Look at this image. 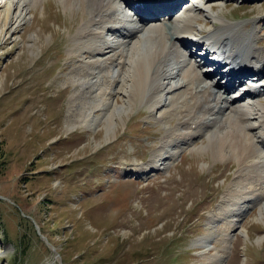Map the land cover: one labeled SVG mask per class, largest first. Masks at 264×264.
<instances>
[{
  "label": "rangeland",
  "instance_id": "374dc122",
  "mask_svg": "<svg viewBox=\"0 0 264 264\" xmlns=\"http://www.w3.org/2000/svg\"><path fill=\"white\" fill-rule=\"evenodd\" d=\"M216 2L221 15L256 33L264 52V0ZM87 16L78 5L41 0L0 37V264H215L216 250L197 241L233 185L234 159L197 149L204 136L167 168L134 173L150 163L170 126L145 103L117 117L109 135L104 123L66 130L74 85L63 81ZM220 24L203 14L195 32L205 36ZM254 66L245 64L232 86ZM259 210L250 208L232 231L222 264H264Z\"/></svg>",
  "mask_w": 264,
  "mask_h": 264
},
{
  "label": "bare ground",
  "instance_id": "6f19581e",
  "mask_svg": "<svg viewBox=\"0 0 264 264\" xmlns=\"http://www.w3.org/2000/svg\"><path fill=\"white\" fill-rule=\"evenodd\" d=\"M40 1L0 0V37ZM62 1L88 14L74 33L72 53L77 58L63 81L74 85L67 131L104 123L109 135L117 117L123 119V113L145 103L153 118L170 126L150 163L133 167L134 173L167 168L184 145L195 146L204 136L208 141L197 149H211L237 162V175L214 225L197 241L201 248L215 249V264H222L233 244L232 231L243 226L248 210L259 206L264 220V52L256 46V33L246 32L215 9V2L224 0ZM163 13L169 15L166 21ZM203 14L221 24L197 36L201 27L196 23ZM187 42L194 49L201 44V54H208L203 59L213 62H194ZM217 61L227 66L216 75L209 70L217 68ZM251 62L256 71L232 86ZM234 65H240L239 71ZM228 91L234 92L224 94ZM213 121L219 124L215 129Z\"/></svg>",
  "mask_w": 264,
  "mask_h": 264
}]
</instances>
